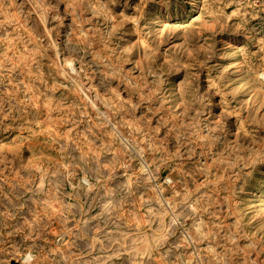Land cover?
Listing matches in <instances>:
<instances>
[{
  "label": "rangeland",
  "instance_id": "374dc122",
  "mask_svg": "<svg viewBox=\"0 0 264 264\" xmlns=\"http://www.w3.org/2000/svg\"><path fill=\"white\" fill-rule=\"evenodd\" d=\"M263 71L264 0H0V264H264Z\"/></svg>",
  "mask_w": 264,
  "mask_h": 264
},
{
  "label": "bare ground",
  "instance_id": "6f19581e",
  "mask_svg": "<svg viewBox=\"0 0 264 264\" xmlns=\"http://www.w3.org/2000/svg\"><path fill=\"white\" fill-rule=\"evenodd\" d=\"M195 7H197V2H196V4H195ZM42 9V8H41ZM15 13V12H14ZM37 16H39V15H37ZM41 17V16H40ZM39 17V18H40ZM40 20V19H39ZM41 20H42V18H41ZM43 22V21H42ZM41 22V23H42ZM210 24V23H209ZM43 26V25H42ZM212 27L213 26H211L210 28L212 29ZM43 29H44V27H43ZM162 30V29H161ZM32 37V36H31ZM220 41H222V40H220ZM236 44H237V40L236 39H234V40H232V41H230V42H228V46H229V48H231V49H233V48H235L236 47ZM163 49V48H162ZM56 57V56H55ZM105 59H107V58H105ZM56 60H57V57H56ZM58 62V61H57ZM65 63V62H64ZM67 64V63H66ZM67 65H69V63L67 64ZM74 65V64H73ZM71 66V65H70ZM75 69H76V67H74ZM74 69V70H75ZM70 72V71H69ZM72 72H73V70H72ZM264 72V71H263ZM264 74H261V76H263ZM73 82V81H72ZM83 94V93H82ZM87 94V93H86ZM78 95V94H77ZM85 97V96H84ZM86 100H87V98H86ZM89 103V102H88ZM99 110V109H98ZM101 110V109H100ZM99 110V111H100ZM98 111V112H99ZM110 114V113H109ZM105 115V114H104ZM107 124V123H106ZM34 170V169H33ZM164 172H167V170L166 171H164ZM222 175V174H221ZM221 179V178H220ZM169 181H170V179H169ZM168 181V182H169ZM195 184V183H194ZM198 211V210H197ZM172 216V215H171ZM221 217V216H220ZM175 221V220H174ZM199 264V263H198Z\"/></svg>",
  "mask_w": 264,
  "mask_h": 264
}]
</instances>
